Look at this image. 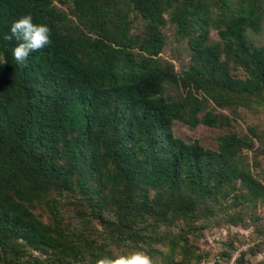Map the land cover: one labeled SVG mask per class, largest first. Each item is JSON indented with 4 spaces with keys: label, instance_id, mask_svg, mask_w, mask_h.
Returning a JSON list of instances; mask_svg holds the SVG:
<instances>
[{
    "label": "trees",
    "instance_id": "1",
    "mask_svg": "<svg viewBox=\"0 0 264 264\" xmlns=\"http://www.w3.org/2000/svg\"><path fill=\"white\" fill-rule=\"evenodd\" d=\"M28 14L50 42L20 63L5 33ZM263 23L264 0H0V264L132 249L209 264L191 243L207 228L259 229L264 133L234 125L264 115V44L251 39ZM171 42L189 56L179 72L161 56ZM175 122L226 132L209 149ZM236 240L216 259L230 263Z\"/></svg>",
    "mask_w": 264,
    "mask_h": 264
},
{
    "label": "rangeland",
    "instance_id": "2",
    "mask_svg": "<svg viewBox=\"0 0 264 264\" xmlns=\"http://www.w3.org/2000/svg\"><path fill=\"white\" fill-rule=\"evenodd\" d=\"M211 39L216 41L217 37L215 32L211 33ZM255 44L263 45L264 44V23L262 25L261 33L257 36H252L251 38ZM164 59L170 61L174 69L179 72L183 67H185L189 62V56L187 51L181 47L175 46L174 43H169L165 48L164 52L161 54ZM175 95V92H171ZM260 125V129L264 133V115H259L256 117L251 113H242L234 125V129L237 131L246 132V128L250 124ZM172 130L176 137L183 139L184 141H193L198 140L204 147L209 149L216 148V139L217 137L226 132L225 130L212 129L204 126H198L196 128H190L179 122L173 124ZM258 148V143L254 144V149ZM247 161L251 164L252 162V152H247ZM258 166L253 170L254 174L261 175L264 172V155H259L258 157ZM226 211H230L227 208ZM256 216L262 220V226L259 229H256L247 225H232L231 223L225 222V220L220 219L218 224L213 225L207 228L202 234L198 235L194 241L191 243L197 247V252H206L210 257L209 264H226L220 258L216 259L217 254L227 249V243L233 238V235L238 236V240L235 241V245L238 250L233 254V259L228 264H233L234 258L240 251H245L248 248H253L258 245L259 252L256 253L255 257H246L249 264H262L264 261V208L262 206H257L255 210ZM159 250L162 254H169V247L165 244L161 245ZM174 260L179 262L181 256L178 253V249L173 255ZM161 256H158V259ZM157 259V258H156ZM155 259V260H156Z\"/></svg>",
    "mask_w": 264,
    "mask_h": 264
},
{
    "label": "clouds",
    "instance_id": "3",
    "mask_svg": "<svg viewBox=\"0 0 264 264\" xmlns=\"http://www.w3.org/2000/svg\"><path fill=\"white\" fill-rule=\"evenodd\" d=\"M50 31L47 24L34 23L33 17L28 14L11 24L5 39L19 42L13 49V55L17 62L24 63L30 52L50 42ZM97 264H152V259L145 251L132 249L114 255L105 254L97 260Z\"/></svg>",
    "mask_w": 264,
    "mask_h": 264
}]
</instances>
